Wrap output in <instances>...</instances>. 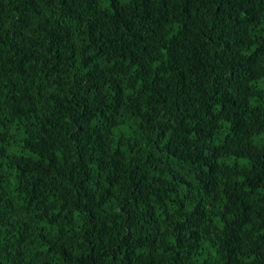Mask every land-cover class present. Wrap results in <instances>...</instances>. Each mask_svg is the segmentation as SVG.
Here are the masks:
<instances>
[{
	"label": "trees",
	"instance_id": "obj_1",
	"mask_svg": "<svg viewBox=\"0 0 264 264\" xmlns=\"http://www.w3.org/2000/svg\"><path fill=\"white\" fill-rule=\"evenodd\" d=\"M0 264H264V0H0Z\"/></svg>",
	"mask_w": 264,
	"mask_h": 264
}]
</instances>
